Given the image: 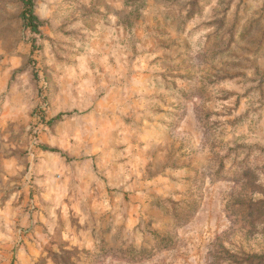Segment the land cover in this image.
Masks as SVG:
<instances>
[{"label": "rangeland", "instance_id": "rangeland-1", "mask_svg": "<svg viewBox=\"0 0 264 264\" xmlns=\"http://www.w3.org/2000/svg\"><path fill=\"white\" fill-rule=\"evenodd\" d=\"M0 0V264H264V0Z\"/></svg>", "mask_w": 264, "mask_h": 264}, {"label": "trees", "instance_id": "trees-1", "mask_svg": "<svg viewBox=\"0 0 264 264\" xmlns=\"http://www.w3.org/2000/svg\"><path fill=\"white\" fill-rule=\"evenodd\" d=\"M23 11L20 18L23 22V27L32 35H38L42 23L34 13L33 2L31 0H22Z\"/></svg>", "mask_w": 264, "mask_h": 264}]
</instances>
